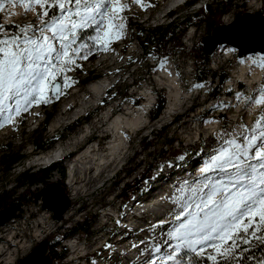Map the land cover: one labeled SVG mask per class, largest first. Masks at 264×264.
<instances>
[{"label":"rangeland","instance_id":"374dc122","mask_svg":"<svg viewBox=\"0 0 264 264\" xmlns=\"http://www.w3.org/2000/svg\"><path fill=\"white\" fill-rule=\"evenodd\" d=\"M168 1L141 0L140 3H134L133 0H122V4H126L127 7L119 13L120 18L115 20V24L123 25V27L117 28L115 34L110 33L107 50L99 46L94 47L92 54L96 53L97 58L93 61L90 58H77L76 65L78 66H74L72 71L57 76V81H60L62 85V90L57 96H53L50 92L47 103L33 105L15 117L14 123L0 127V158L3 153L2 146L5 145H8L12 153L22 150L25 154L23 161L13 165L9 173L0 171V192L4 188L10 189L15 186L17 177L25 170H37L46 165L34 163L35 158L44 151L36 150L33 145V140H38L39 137V130L36 129H40L44 123L45 110L54 112L53 118L46 127L47 136L65 131L69 125L77 121L81 123L59 142L62 143L76 137L81 132L86 135L82 143L71 149L69 152L72 153L60 161L66 167L64 180L66 194L70 198L73 187L80 191L78 197L70 198L69 212L66 211L64 218L61 221L54 219V212L43 207V199L38 201L35 199L34 203L19 205L21 206V210L18 211L19 215L13 218L19 223L18 226H15L17 223L15 222V225L11 224L6 227L7 231L0 230L2 233L11 232L14 235V240L1 237L0 244L9 247L15 240V243L17 240L26 243L25 252L20 251L14 256L13 264H18L28 256L40 242L47 243L48 237L54 233L64 234L62 245L57 248V253L59 252L61 255L65 252V255L58 264H95L97 262L121 264L126 257L131 258L132 256L135 257V260L128 262L129 264H146L150 257L159 259L166 256L172 251L168 244H175V241H167L164 236L169 231L170 225L154 228L152 225L156 223H152L151 227L138 230L130 229V233H125V236H122V227L126 224L125 218L131 212L130 209L152 200L155 193L160 190L167 189V193L172 190V195H175V192L183 187L184 181L191 183L194 180L198 164H204L222 146L221 136H224L225 132L231 131L234 126L240 123L251 125L254 118L259 116L258 107L245 106L235 97L237 92L242 93V100L243 96L252 95L247 84L244 82L245 84L241 85L239 91L231 89L236 80L233 84L228 85L232 71L242 57L238 55L236 48L228 46L231 49V56L227 57L226 49L221 52L224 45H220L210 55L207 68L211 72L208 78L204 81H197L198 70L191 50L196 43L203 45V40L210 37L212 31L208 32L204 25L192 26L181 37V51L163 59L174 64L179 73L182 94H188L187 98L183 97V103L177 114L168 120H161V114L154 119L151 116V110L147 112L143 125L134 132H127L129 139L126 141V151L122 154V158L116 164L109 166L101 178L98 175L99 170L94 165V160L89 161L90 159L86 158L76 166L78 157L84 154L87 149L93 147L101 149V152L112 140L111 133L110 135L102 133L105 128L95 127L97 120L109 107L113 108L112 114L123 112L127 107L136 108L145 99L143 91L146 88L151 92L153 99L157 97V94H163L166 104L168 87L159 85L154 78L155 69L161 61L154 67L152 66L153 68L149 72L148 67L154 64V60L143 57L136 37L140 28L137 23L142 24L145 28H153L157 25H165L174 18L182 20L199 9L198 5L179 7L174 15L172 14L173 16H166L164 13L167 10ZM219 2L220 0H202L200 3L215 6ZM6 7L8 6L6 5ZM246 12L264 18V0H235V5L221 17V21L223 25L229 24ZM35 22L32 13H28L27 16L20 13L15 16H5L0 12V24L23 25ZM94 35L93 29H85L80 32L78 39L91 44L92 41L89 40V37ZM253 54L257 61L264 58L262 54ZM129 55L136 59L131 65L126 61V57ZM93 69L99 73V76L109 78L112 81L110 86L117 90L109 98L107 104L104 105L100 102L99 105L90 106L83 114L73 117L80 102L83 100L87 102L92 97V94L87 92L89 83L78 85L76 79L80 77L81 80H84L87 73ZM262 82H264V76L261 79ZM195 85H201V87H195ZM111 94L112 92L108 95ZM134 99H138V104L133 102ZM87 115H90L89 119L85 118ZM56 117L61 118L62 121L59 126L53 128L51 124ZM206 121L214 122V125H211L212 129L210 125H206ZM224 139H228V137L224 136ZM148 140L151 141V145L146 148L145 144ZM181 153L184 155L182 154L183 156L177 159ZM150 170L151 173L148 175ZM54 175L57 179H53ZM91 175L96 176V180L87 183ZM215 175L219 177L220 173ZM81 178H86V181L81 182ZM72 179H74L73 184L79 179L73 187L70 183ZM60 180L61 175L56 171L48 184L54 181L59 183ZM142 181L146 182V186L142 189L141 194L136 193L127 200L125 194L128 193V184L133 182L134 185L141 186ZM46 186L43 184L33 186L31 190L34 191V198L38 192L43 195ZM155 188L157 189L155 190ZM23 190L24 188H20L18 193ZM53 193L55 195L52 196L53 200L57 198L56 195L61 196L59 191ZM167 205L172 206L170 200H167ZM110 209H113V212L110 216L105 217ZM116 210L122 213L119 214V217H123V222L117 223L113 220L112 215ZM149 219V221L154 220ZM80 221H84L87 225L93 223L90 233L79 232L70 236L67 229L74 230V225ZM75 243L80 244L85 250L74 255L72 245ZM123 244H130L129 252H125L129 253V256L120 255L116 259H111V251ZM157 244L161 245L159 252L155 251ZM105 245L109 247H105ZM139 250L141 253L138 254ZM46 256L49 257L47 253ZM49 258L53 264L52 257ZM2 264L5 263L2 262ZM184 264H187V259L184 260Z\"/></svg>","mask_w":264,"mask_h":264},{"label":"snow or ice","instance_id":"6c2138e0","mask_svg":"<svg viewBox=\"0 0 264 264\" xmlns=\"http://www.w3.org/2000/svg\"><path fill=\"white\" fill-rule=\"evenodd\" d=\"M17 7L22 15L32 13L36 22L17 25L11 33L7 24H0V127L14 123L33 105L47 103L49 93L60 87L57 76L78 66L77 58L87 59L97 46L107 50L110 33L123 27L115 20L127 5L122 0H0L5 16L17 15ZM85 29L95 32L91 44L78 39ZM253 63L264 71V58ZM235 97L245 106L258 107L259 116L251 125L240 123L225 132L228 139L221 136L222 146L194 180L184 181L178 195L161 198L174 207L168 211L170 219L152 227L170 225L164 236L175 244H168L172 251L166 256L150 257L146 264H184L185 256L187 264L204 256L211 264H229L238 251L235 264H241L252 259L243 255L248 247L242 246H264V82L256 95L242 100L237 92ZM256 264H264V258Z\"/></svg>","mask_w":264,"mask_h":264},{"label":"bare ground","instance_id":"6f19581e","mask_svg":"<svg viewBox=\"0 0 264 264\" xmlns=\"http://www.w3.org/2000/svg\"><path fill=\"white\" fill-rule=\"evenodd\" d=\"M178 2H179L178 0H169L168 4H171L173 6ZM13 11L19 14L21 13V11H23V9L17 7L16 9H13ZM172 11L175 12L174 10ZM225 49H226L225 53L227 57L231 56V49L228 48V45H224L221 52L224 51ZM253 61H257V59H255L254 57V54L243 55L241 57V60L238 61L236 66L234 67L228 85L233 84L235 80L236 81L234 85H236L237 81L242 80L247 84V88L249 91H251V94L252 95L256 94V90H258L261 84V79L264 76V71L258 69L253 63ZM154 78L155 80L158 81L159 85L168 87L167 102L160 115L161 120H168L173 115L177 114L178 110L180 109L179 107L183 103L184 100L183 97L187 98L188 94H182L181 91L182 87L180 83L179 73L175 68L174 64L170 61H165V60L161 61V63L155 69ZM111 82L112 81L107 77H100L96 80L91 81L87 85V92L91 93L92 97L87 102H85L84 100L80 102L76 111L73 113V117L83 114L88 110L90 106L99 105L105 92L108 90L109 86L111 85ZM143 95L145 99H143L142 103L134 109L127 107L123 112L112 114L113 108L112 107L108 108V110L97 120V124L95 125V127L105 128L102 130V133L109 135L111 133L113 137L112 140L109 141V145L103 148L101 152H100L101 149H96L93 147L87 149L84 152V154L78 157L76 166L83 159L89 158L90 159L89 161L94 160L95 161L94 165L96 166V169L99 170L98 175L101 178L109 166H111L112 164L113 165L116 164L117 161H119L122 158V154L124 153V151H126L125 150L126 141L127 139H129V135L127 134V132H134V130L138 129L141 125H143L144 119L146 118V113L148 112V109L153 102V96L151 95V92L149 91L148 88H146L143 91ZM61 121H62L61 118L56 117L52 121L51 126L53 128L57 127L60 125ZM206 125H210L211 127V125H214V122L211 123L208 122L206 123ZM85 136H86L85 133L81 132L76 137L70 138L67 141H64L62 143L58 142L51 149L44 151L40 155H38L35 158L34 163L40 165H44V164L51 165V163H54L57 159L64 157L67 154V152L70 153L69 151L71 149L79 146L82 143ZM198 165H199L198 169L203 166L202 163ZM53 179H57L55 175ZM73 180L74 179L70 181V183H72V187L77 183V180L79 179H77L74 182V184H73ZM95 180H96V176L91 175L87 180L88 181L87 183ZM80 181L84 182L86 181V178L84 179L81 178ZM156 189L157 188H155V190ZM79 193L80 191H78V188L73 187V189L70 192V198L75 199L76 197L79 196ZM172 194H173L172 190L169 193H167V189H164V191L160 190L159 192L155 193L154 198L152 200L148 202L145 201L143 204L137 205L136 208L130 209L131 212L125 218L126 224H124L122 227L123 228L121 232L122 236H125L124 235L125 233L126 234L130 233V229H135V230L146 229L147 227H151L150 224L157 223V221L160 220L161 218L164 219L169 218L168 211L174 206L172 205L169 207L167 205V200H162L161 198L169 197ZM178 194H179V190L175 192V195ZM112 212L113 209H110V212L106 213L105 217L110 216ZM116 213L117 211H115V214ZM122 218H123L122 216L121 218L118 216L116 219H118L120 223L123 222ZM149 218L154 220L149 221L150 220ZM15 222H17L16 219H12L11 221L7 222L5 225L1 226L0 230L3 229L4 231H7L8 228L6 227L11 224L15 225ZM18 225L19 223L17 222L15 226ZM37 235L39 236L40 234ZM1 237H6L9 240H14V235L11 232L10 233L0 232V238ZM15 241L13 242L12 246L9 247L6 246L5 244H0V264H2V262H4L5 264H13L15 262L14 256H16L20 251L25 252L26 243H22V240L20 241L17 240V243H15ZM129 247H131L130 244H123L117 246L116 248H114V250L111 251V255H110L111 259L114 258L116 259L120 255L124 257L129 256L128 255L129 253L128 254L125 253V252H129L128 251ZM72 248L74 255L79 254L80 252L85 250V248H83L80 244H76V243L72 245ZM139 253H141L140 250L138 251V254ZM134 260H135L134 256H132L131 258L126 257L121 264H126V263L129 264L128 262H132ZM95 264H101V263L97 262Z\"/></svg>","mask_w":264,"mask_h":264},{"label":"trees","instance_id":"16d2710c","mask_svg":"<svg viewBox=\"0 0 264 264\" xmlns=\"http://www.w3.org/2000/svg\"><path fill=\"white\" fill-rule=\"evenodd\" d=\"M234 5L235 0H220V2L215 6L207 3L205 6H202L199 9L195 10L192 14L184 17L182 20H176V18H174L165 25H157L153 28H145L142 24L137 23L140 28L138 29V36L136 37V39L138 45L142 49L143 57L146 59L152 58L154 60V64L149 65L148 71L150 72L151 69L159 61H162L165 57L175 53H179L181 51V37L190 27H199L204 25L208 32H211L214 29L221 27L223 25L221 17L224 14L228 13ZM174 13L175 12H172L170 16H173ZM7 25V30L10 33L17 30L16 24L8 23ZM191 54L194 57V60L196 62V69L198 70L196 74L197 81L206 80L211 72L210 69L207 68L210 61V55L207 54L204 46L199 43H196L192 47ZM88 58L93 61L97 58V54L93 53L89 55ZM135 60L136 59L130 55L126 57V61L129 63V65L134 63ZM100 77L101 76H99V73H96L93 69L87 73V76L84 80H81L80 77L77 78L76 83L78 85L88 84L91 81L96 80ZM116 90V88L111 87L107 91L106 96H103L104 98H102L103 100H101V102L103 104H107L109 98L113 96ZM110 92H112V94L109 96L108 94ZM133 102L138 104V99H134ZM164 107V95L157 94L156 102L150 111L151 116L154 119L157 118L163 111ZM53 116L54 112H48L45 110L44 123L40 129H36L37 131L39 130L38 140H33V145L36 150L47 151L51 149L57 144V142H59L61 139H64L69 133L74 131L79 125V123H81L80 121H77L69 125L65 131H61L60 133L57 132L52 136H47V134L45 133L46 127L53 118ZM85 118L89 119L90 115H87ZM145 145L146 148H149L151 145V141L148 140L147 144ZM2 149L3 153L0 158V171H3L7 174L10 172L13 165L23 161V159L25 158V154L22 150H18L16 153H12L9 150L8 145L2 146ZM182 154L183 153H181L180 156H177V159H180L184 155ZM56 171L59 172L61 175V180L59 183L64 188H66L64 183L66 167L63 166L61 162H55L51 165L38 168L37 170L28 169L19 174L16 179L15 186L10 189L4 188L0 192V210L6 206H19L21 204L34 203L35 198L34 191L31 190L32 187L39 184L47 185L50 179L52 178L54 172ZM150 173L151 170L149 171L148 175H150ZM145 183L146 182L142 181L141 186H136L133 184V182L129 183V187L127 188L128 193L125 194L127 197L126 199L128 200L132 198L136 193L140 195L142 189H144L146 186ZM20 188H24V190L23 192L18 193V190ZM92 226L93 223L87 225L84 223V221H80L76 222L73 227L74 230L70 231L69 229H67V232H69L70 236H73L79 232L90 233ZM63 237V233H54L48 237V250L46 253L49 255V257H52L53 264H58L64 258L65 252H63L61 255L59 254V252L57 253V248L62 245ZM243 247H248V251L243 253V255L245 257L251 256L252 259H243L241 260V264H256L258 260L264 258V246H242V248ZM239 258L240 253L238 251L237 257H234L233 260L229 262V264H235V260ZM186 259L188 261V256L184 257V260ZM197 259L199 260V264H211V262L206 260V256L200 258L192 257L193 264H196ZM221 264H224V262H221Z\"/></svg>","mask_w":264,"mask_h":264},{"label":"water","instance_id":"95a60500","mask_svg":"<svg viewBox=\"0 0 264 264\" xmlns=\"http://www.w3.org/2000/svg\"><path fill=\"white\" fill-rule=\"evenodd\" d=\"M202 43L209 55L220 45H228L236 48L239 56L253 53L264 55V18H259L251 12H246L233 22L214 29L212 35L205 38ZM57 83H59L60 87L54 90V93H52L53 96H57L62 90L61 82L57 81ZM54 191L61 192V196L56 195L57 198L53 200L52 196H55ZM43 193V195L41 192L36 193V201L42 198L44 201L43 207L53 211L54 219L61 221L71 204L64 187L54 181L47 184ZM20 210L21 206H9L1 209L0 227L13 218H16ZM47 250V243L42 241L18 264H52V260L46 256Z\"/></svg>","mask_w":264,"mask_h":264}]
</instances>
